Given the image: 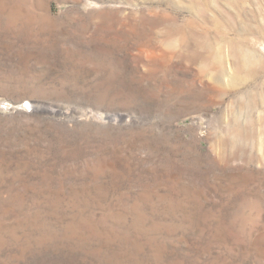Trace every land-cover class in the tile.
I'll use <instances>...</instances> for the list:
<instances>
[{"label": "rangeland", "instance_id": "obj_1", "mask_svg": "<svg viewBox=\"0 0 264 264\" xmlns=\"http://www.w3.org/2000/svg\"><path fill=\"white\" fill-rule=\"evenodd\" d=\"M0 264H264V0H0Z\"/></svg>", "mask_w": 264, "mask_h": 264}]
</instances>
